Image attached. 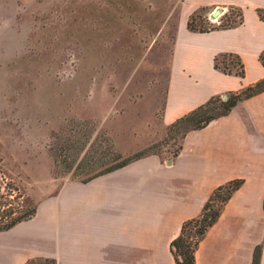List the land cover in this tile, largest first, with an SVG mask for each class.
<instances>
[{
  "label": "crops",
  "instance_id": "1",
  "mask_svg": "<svg viewBox=\"0 0 264 264\" xmlns=\"http://www.w3.org/2000/svg\"><path fill=\"white\" fill-rule=\"evenodd\" d=\"M193 1L173 27L163 90L151 86L162 99L150 109V143L210 97L264 77V0ZM199 7L219 15L238 8L243 19L225 29L191 31L186 23ZM157 39L165 38L154 34L150 43ZM222 53L240 57L243 77L214 68V57ZM234 178L244 183L200 240L195 264H252L257 246L258 264H264V91L187 131L169 162L151 153L86 182L59 179L31 218L0 230V264L38 258L56 264H175L170 242L181 223L200 213L215 187Z\"/></svg>",
  "mask_w": 264,
  "mask_h": 264
},
{
  "label": "rangeland",
  "instance_id": "2",
  "mask_svg": "<svg viewBox=\"0 0 264 264\" xmlns=\"http://www.w3.org/2000/svg\"><path fill=\"white\" fill-rule=\"evenodd\" d=\"M190 1L0 0V175L18 188L19 212L59 179L113 164L106 140L122 157L157 144L173 158L183 126L150 143V109L162 99L151 86L163 90L173 27ZM221 15L206 8L196 23ZM154 34L165 39L150 43Z\"/></svg>",
  "mask_w": 264,
  "mask_h": 264
},
{
  "label": "trees",
  "instance_id": "3",
  "mask_svg": "<svg viewBox=\"0 0 264 264\" xmlns=\"http://www.w3.org/2000/svg\"><path fill=\"white\" fill-rule=\"evenodd\" d=\"M205 9V7H199L189 15L186 23V27L189 30L209 32L212 30L225 29L241 23L243 19L240 9L230 7L221 15V22L218 25L210 24L208 27H202L197 24L196 21L201 19V13ZM235 10L237 12L236 14L239 16L238 21L231 19L228 15V13L233 14ZM259 59L264 65V51L260 53ZM214 68L221 70L225 74H235L239 77H243L245 73L244 65L240 57L233 53H222L215 56ZM261 91H264V77L254 83L243 86L239 90L229 91L223 96H212L204 103L172 122L169 126L168 135L173 129H180L183 126L181 135L182 139L187 131L205 127L211 120L219 116L226 115L238 101L248 98ZM106 142L110 152L115 154V162L104 171L82 179V182H86L96 176L121 168L142 156L156 153L155 149L157 147V144H152L130 156L122 157L120 153L113 149L110 142L107 140ZM179 149L180 144L174 151L173 157L177 155ZM53 158L54 163L56 164V156L54 155ZM0 179L3 182V185L0 184V230H5L11 228L20 221L31 218L35 214L36 209L34 207L28 212H19L21 204L18 203V206H15L12 200L14 197H20L18 188H16L11 180H5L2 175H0ZM243 183V178H234L218 185L209 194L200 213L197 216L186 219L181 223L179 234L170 242V253L173 256L175 264H195V251L200 240L206 231L218 220L223 206ZM259 253L260 246H257L254 252L252 264H258ZM37 262L39 264H56L54 259L48 258L30 259L26 262V264H36Z\"/></svg>",
  "mask_w": 264,
  "mask_h": 264
},
{
  "label": "water",
  "instance_id": "4",
  "mask_svg": "<svg viewBox=\"0 0 264 264\" xmlns=\"http://www.w3.org/2000/svg\"><path fill=\"white\" fill-rule=\"evenodd\" d=\"M219 13H220V11L217 10V9H215V10L212 11V14H213L214 16H217Z\"/></svg>",
  "mask_w": 264,
  "mask_h": 264
},
{
  "label": "built area",
  "instance_id": "5",
  "mask_svg": "<svg viewBox=\"0 0 264 264\" xmlns=\"http://www.w3.org/2000/svg\"><path fill=\"white\" fill-rule=\"evenodd\" d=\"M170 161V159L169 160H167V162H169Z\"/></svg>",
  "mask_w": 264,
  "mask_h": 264
}]
</instances>
